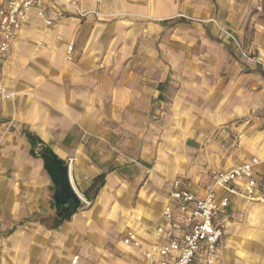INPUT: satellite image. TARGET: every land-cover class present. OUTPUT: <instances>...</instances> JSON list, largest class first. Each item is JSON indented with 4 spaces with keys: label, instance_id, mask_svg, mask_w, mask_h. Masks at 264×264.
Returning <instances> with one entry per match:
<instances>
[{
    "label": "crops",
    "instance_id": "1",
    "mask_svg": "<svg viewBox=\"0 0 264 264\" xmlns=\"http://www.w3.org/2000/svg\"><path fill=\"white\" fill-rule=\"evenodd\" d=\"M75 1L90 13L32 8L0 62L15 95L0 99V219L12 226L0 238V264H144L175 180L202 197L214 174L252 157L259 199L233 195L217 210L215 255L264 264V73L234 44L264 55V0ZM249 21L256 31L247 45ZM174 24L188 32L185 44L175 43ZM191 39L203 44L197 56ZM27 133L68 164L82 200L56 228L46 222L54 186ZM97 176L102 185L90 194ZM127 228L143 248L121 242Z\"/></svg>",
    "mask_w": 264,
    "mask_h": 264
},
{
    "label": "built area",
    "instance_id": "2",
    "mask_svg": "<svg viewBox=\"0 0 264 264\" xmlns=\"http://www.w3.org/2000/svg\"><path fill=\"white\" fill-rule=\"evenodd\" d=\"M47 2L69 6L80 17L90 13L81 10L75 0H1L0 62L17 40L29 11ZM51 23L50 19L46 20V24ZM237 47L240 55L247 61L264 66L260 57L251 55L238 45ZM72 51L73 44L69 43L66 54L69 56ZM13 96L14 92L0 80V99L8 100ZM258 162L257 158L252 157L247 162L214 174L211 182L205 185L202 197L189 190L180 189L179 182L175 180L169 194L171 201L163 206L161 212L165 224H157L151 230L150 242L144 246L139 233L132 228L124 231L121 242L134 248L144 246V264H226L220 262L215 255L223 231L214 216L219 208H225L229 204L230 196H239L246 200L259 199L255 196L254 189V167ZM1 171L0 167V174ZM241 182L243 185L238 187L237 184ZM218 189L223 191L222 196L217 195ZM176 209L178 215L175 214ZM77 259L78 256H74L72 263Z\"/></svg>",
    "mask_w": 264,
    "mask_h": 264
},
{
    "label": "water",
    "instance_id": "3",
    "mask_svg": "<svg viewBox=\"0 0 264 264\" xmlns=\"http://www.w3.org/2000/svg\"><path fill=\"white\" fill-rule=\"evenodd\" d=\"M42 151L32 148L30 155L42 160V166L53 186V202L57 217H71L80 208L82 200L72 185L69 167L48 147L36 143Z\"/></svg>",
    "mask_w": 264,
    "mask_h": 264
},
{
    "label": "rangeland",
    "instance_id": "4",
    "mask_svg": "<svg viewBox=\"0 0 264 264\" xmlns=\"http://www.w3.org/2000/svg\"><path fill=\"white\" fill-rule=\"evenodd\" d=\"M259 11V10H258ZM256 11L255 10H252V13L251 14H254ZM258 16V19H259V21H263L264 20V14H262V13H260L259 15H257ZM251 20V19H250ZM172 27H173V29L175 30V31H177L178 33H179V35H178V37H177V39H174V41H175V43L176 44H185L184 43V40H187V38L186 37H183V33H188L187 31H185V30H179L178 29V27H176L175 26V24L174 25H172ZM245 29L248 31V33L246 34V36L244 37L245 39H244V42L245 41H247L246 43H247V45H248V43H251L252 44V41H253V38H254V33H255V31H256V25L254 24V23H250V21L247 23V25L245 26ZM234 44H235V46H236V49H237V45L239 46V47H241L242 48V45H240V43H238L237 45H236V43L234 42ZM202 43H201V41H199V40H193V39H191V41H190V47H191V49H192V52L194 53V55L195 56H197L198 54V49H201L200 47H202ZM225 45V47H227V49L228 50H230V53L232 52H234V50H233V47L230 45V44H224ZM207 47H209L210 45H206ZM251 46V45H250ZM247 52H249L251 55H253V56H255V57H260V59L262 60V62H263V64H264V55H262V54H258V51H250V49H247ZM239 56L243 59V60H245L246 62H249L248 64H251V65H253L252 66V68H255V69H258L259 71H261V72H263L264 73V66L263 65H259V64H255V63H252V62H250V61H247L245 58H243L240 54H239ZM239 62H243L242 60H238ZM248 66V65H247ZM93 192V190H91V192H90V194ZM81 207V206H80ZM24 218H22V219H18V221H19V223L22 225V224H24L25 223V220H23ZM8 221L5 219V218H3V219H0V238L1 237H5L8 233H10L11 231H12V226L9 224V223H7ZM46 222H48V223H51V222H54V219L53 218H50V219H47V221ZM5 225V226H4ZM7 225V226H6ZM114 245H115V243H113V244H110V246L109 247H112V251H113V248H114ZM105 250H107L108 248L107 247H105L104 248ZM105 250H102V249H100V252L102 253V256H103V254H105L106 252H104ZM118 251V250H117ZM118 253H121V252H117V255L119 256V254ZM90 258V257H89ZM92 258V257H91Z\"/></svg>",
    "mask_w": 264,
    "mask_h": 264
},
{
    "label": "trees",
    "instance_id": "5",
    "mask_svg": "<svg viewBox=\"0 0 264 264\" xmlns=\"http://www.w3.org/2000/svg\"><path fill=\"white\" fill-rule=\"evenodd\" d=\"M26 137H27V139L30 141V143H32V145L38 143V144L44 146L45 148H48L47 145H46L44 142H42L38 137H36V136H34V135H30V134L27 133V134H26ZM99 177L101 178V176H97V177L94 179V182L92 183L91 187H90L89 190H88L89 192H91V190L94 189V190H93V191H94V194H96L98 188L101 187V185H102V181L100 180ZM69 218H70V217H64V216H63V217H57L56 215H54V217H53L54 222H53L51 225H48V227H50V228H56V227H58L62 222L69 220Z\"/></svg>",
    "mask_w": 264,
    "mask_h": 264
},
{
    "label": "flooded vegetation",
    "instance_id": "6",
    "mask_svg": "<svg viewBox=\"0 0 264 264\" xmlns=\"http://www.w3.org/2000/svg\"><path fill=\"white\" fill-rule=\"evenodd\" d=\"M34 148H37L38 150L42 151V147H40V146H38V145H36V144H33V149H34Z\"/></svg>",
    "mask_w": 264,
    "mask_h": 264
},
{
    "label": "bare ground",
    "instance_id": "7",
    "mask_svg": "<svg viewBox=\"0 0 264 264\" xmlns=\"http://www.w3.org/2000/svg\"><path fill=\"white\" fill-rule=\"evenodd\" d=\"M15 96V95H14Z\"/></svg>",
    "mask_w": 264,
    "mask_h": 264
}]
</instances>
